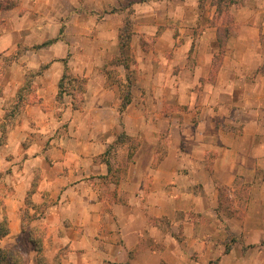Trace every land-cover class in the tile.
<instances>
[{
  "label": "crops",
  "instance_id": "obj_1",
  "mask_svg": "<svg viewBox=\"0 0 264 264\" xmlns=\"http://www.w3.org/2000/svg\"><path fill=\"white\" fill-rule=\"evenodd\" d=\"M10 17L5 12L0 18V198L8 222L1 247L17 249L22 264H39L31 234L41 231L46 264H264V131L258 129L264 104L241 105L242 130H224L222 122L236 120L221 113L216 92L232 87L233 64L202 86L214 92L202 93L198 105L167 114L164 97L154 98L153 90L172 85L152 74V49H141L146 61L132 66L131 100L120 111L119 87L107 82L102 67L82 61L76 68L72 45L60 38L33 47L46 38L33 40L34 29L56 38L48 28L52 20L41 27L39 15L17 11ZM214 28L187 39L198 47L192 69L198 81L209 70ZM180 37L166 32L157 44L171 48ZM22 42L25 51L7 60ZM69 53L66 66L74 63L70 70L86 78L76 107L71 94L57 98L67 71L61 58ZM30 74L32 88L9 115ZM258 82L245 86L263 88ZM194 109H200L197 115ZM120 133L139 142L136 148L123 143L121 166L108 157ZM162 135L169 139L164 148ZM237 175L250 180L249 201L226 214L219 209L220 188H232ZM229 232L236 240L226 249ZM19 234L23 242L14 240Z\"/></svg>",
  "mask_w": 264,
  "mask_h": 264
},
{
  "label": "rangeland",
  "instance_id": "obj_2",
  "mask_svg": "<svg viewBox=\"0 0 264 264\" xmlns=\"http://www.w3.org/2000/svg\"><path fill=\"white\" fill-rule=\"evenodd\" d=\"M140 1L142 0H0V18L5 16V12L15 18L18 11L19 15L43 17L41 27L47 19L52 20L48 28L50 34L56 33V38L49 37L47 33L42 35L41 28L38 33L34 29L33 40L39 41L43 36L46 38L44 37L43 42L34 44L33 47L46 46L60 38L72 45L71 53L76 54V60L73 59L76 68L82 61L93 62L94 66L104 69L107 82L118 87L120 82L126 83L125 66L130 70L131 80L134 81L132 66L137 60L140 64L146 61L145 54L141 55L143 53L141 49L149 54L153 52L152 74L162 80L168 79L172 85H169L165 92L159 89L153 90L154 98L159 97L160 94L164 97L162 110L167 114L176 108L188 111L192 104L198 105L200 98H203L202 93L207 91L212 94L213 90H204L202 86L213 84L229 61L235 68L230 76L233 85L231 88L216 92L218 93L216 95L224 106L221 108V113L225 118L236 120L235 123L222 122L225 124L224 130L240 132L242 124L239 122L237 109L241 105L245 106L246 103L247 106L252 104L256 108L264 104L262 83L259 86H245L249 80L255 84H258V81L264 83V0H150V6L137 4ZM211 26L215 27L211 30L215 38L210 44L212 54L209 70L206 76L199 77L198 81L193 78L194 71L192 72L197 61L195 52L198 51V47L194 39L192 41L187 39L207 32V28ZM166 32L171 33L174 38L180 34L184 37H180L181 39L171 48L167 47L165 42L157 44L158 36ZM134 33L140 34V39H133L137 38L133 36ZM26 47L27 44L22 42L20 47L9 54L7 60H12L15 53H22ZM138 48L139 53H134ZM185 49L186 51H183ZM159 50L164 54L159 55ZM71 53L61 58L65 63V69L71 76L85 78L70 70L75 69L74 63H71L70 69L68 64L66 66ZM85 54H88V57H84ZM31 76L32 74L26 76V80L28 79L30 83L28 89L32 88ZM193 80L196 83H193ZM180 82L182 88L175 87ZM119 92L121 97L120 87ZM138 92L140 96L144 95L143 91L138 90ZM72 93L77 104L80 100L79 93L76 90ZM194 110L195 115L200 111V109ZM195 121L196 117L193 122ZM259 128L264 131L263 122L258 126ZM120 134L108 152L113 164L119 166L124 164L126 159L123 143L130 141L128 144L133 148L139 144L137 138L129 140L126 135L119 138ZM168 140L162 135L160 147L167 146ZM262 143L264 144V136ZM249 191L250 180L237 175L232 188H220L219 209L229 214L226 206L231 203L235 211L233 214L238 213L239 207L245 206L249 201ZM235 202L238 203V207ZM38 224L36 226L41 230L39 227L41 223ZM34 236L42 237L43 233L39 231ZM24 239L25 235L19 234L14 240L23 242ZM234 240H236L235 236L229 232L225 245L230 246Z\"/></svg>",
  "mask_w": 264,
  "mask_h": 264
},
{
  "label": "trees",
  "instance_id": "obj_3",
  "mask_svg": "<svg viewBox=\"0 0 264 264\" xmlns=\"http://www.w3.org/2000/svg\"><path fill=\"white\" fill-rule=\"evenodd\" d=\"M127 69V74H126V83L120 82L119 87L121 89V102H120V111H122L127 104L131 100V86H132V80L130 76V70L128 69L127 66H125ZM30 86L29 80H25V83L21 90L18 93L17 96V102L13 104L9 110V115L13 114L15 111L19 109L20 106L23 105V101L25 100V96L22 94L24 91L25 93L28 91V88ZM86 86V78H78L76 76H71L68 71H64L62 74L59 82H58V93H57V98H62L64 94H71L73 96L72 91L76 90L79 93L80 100L82 98V94L85 90ZM75 107L78 104H74ZM124 136L125 134L121 133L119 135V138L121 136ZM108 152V151H107ZM227 189H230L231 187H226ZM222 203V201H221ZM227 212L229 214H233L235 211L232 208L231 203L226 206ZM0 211L2 214V217L0 218V238L4 237L5 235L8 234V222L6 215L4 214V206H3V201L0 198ZM35 234H31V240L33 241L35 245V249L37 250V259L39 264H46L45 261V255L43 253L42 249V237L39 236L38 238H35ZM229 246L226 245V249H228ZM0 264H22V258L18 252L17 249L15 248H3L0 246Z\"/></svg>",
  "mask_w": 264,
  "mask_h": 264
}]
</instances>
